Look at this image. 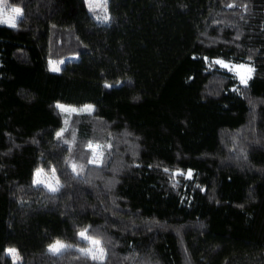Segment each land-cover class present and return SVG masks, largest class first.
I'll list each match as a JSON object with an SVG mask.
<instances>
[{"label":"trees","instance_id":"16d2710c","mask_svg":"<svg viewBox=\"0 0 264 264\" xmlns=\"http://www.w3.org/2000/svg\"><path fill=\"white\" fill-rule=\"evenodd\" d=\"M8 3L23 14L0 24V264L9 248L19 264H264V0H109V23L86 0ZM58 104L93 105L70 139ZM90 141L110 145L101 165ZM84 230L103 259L49 251Z\"/></svg>","mask_w":264,"mask_h":264},{"label":"rangeland","instance_id":"374dc122","mask_svg":"<svg viewBox=\"0 0 264 264\" xmlns=\"http://www.w3.org/2000/svg\"><path fill=\"white\" fill-rule=\"evenodd\" d=\"M108 2L109 0H86L88 9L90 10V12L96 17V19L98 21H101L103 23H109L110 22V12H109V7H108ZM0 3H6L7 5H9L10 7H17L20 8L18 6H12L8 3V0H0ZM91 5V7H90ZM22 10V8H20ZM6 12H10V8H5ZM23 14V11H22ZM106 17V19H105ZM20 17L16 18V23L18 21ZM0 24H5V23H0ZM8 25V24H6ZM69 59H78V56H71L69 57ZM217 61H221L223 63H217ZM220 67L225 68L229 71H231L232 73H234V75L237 77V79L241 82V77H243L247 82L249 81V79L252 77L253 75V67L251 64L249 63H235V62H229V61H225V60H221L218 59L215 61ZM65 63V61H56V60H51L50 61V67L52 69L53 66L57 67L58 69H60L62 67V65ZM224 65H227V67H225ZM53 71V70H52ZM245 84V83H244ZM58 105H63L65 109H76V111H64L61 108H59V110L61 111V113H63L64 119H65V124L63 129L60 131V136L62 139H70V136L72 134V131H74V127L72 119L75 117V115H79V114H85V113H89L92 112L93 110V105L90 104H86L80 107L77 106H73V105H66V104H58ZM87 106L91 107V111H81L82 109H85ZM89 144L92 145H99V148L95 149L96 155L99 158V163H90V161L93 159V149L89 148ZM110 145L107 144L105 145L104 143L100 142V141H90L89 143H87L86 145V149L89 151L90 155H89V159L87 160V162L91 165H101L103 160H104V155H105V151L107 149H109ZM102 153V155H100ZM75 164H72V166ZM77 168V167H76ZM76 170V169H75ZM39 171V177H37V172ZM37 179H39L40 183H36ZM35 184L38 185H43L45 186L47 189L50 190V187H54L59 189V187L61 186V181L58 177V174L56 172V170L54 168L51 169H45V168H39L36 170L35 172V179H34ZM156 223V222H154ZM85 231V230H84ZM82 231V232H84ZM86 235L91 237L92 239L98 240L100 243L99 245H91L90 242L88 240H84V242L86 243L85 246L80 247V246H72L62 249L59 253L65 251L66 249L72 248V249H76V250H80V249H88L91 248L93 251V254L99 256L101 253L98 249H102L103 250V257L105 254V250L102 244V241L100 239H98L97 237L91 236L88 234V232L86 231ZM65 245H68L64 242H62ZM54 244V243H53ZM50 247V246H49ZM9 249H15V248H9ZM8 249V250H9ZM49 249V248H48ZM16 250V249H15ZM81 252V251H79ZM8 254L11 256L13 262L15 264H19L22 262V257L18 254V258H14L8 251ZM90 256V255H89ZM91 257V256H90Z\"/></svg>","mask_w":264,"mask_h":264},{"label":"snow or ice","instance_id":"6c2138e0","mask_svg":"<svg viewBox=\"0 0 264 264\" xmlns=\"http://www.w3.org/2000/svg\"><path fill=\"white\" fill-rule=\"evenodd\" d=\"M91 7V5H90ZM5 8H10V12H6L5 11ZM17 17H21L22 18V10L20 8H17V7H10L9 5H7L6 3H0V23H5V24H8V26L10 27H16V18ZM106 19V17H105ZM217 63H223L221 61H217ZM225 67H227V65H224ZM53 71H59V69L55 66L52 67ZM241 83H247V81L241 77ZM57 107L61 108L62 110L64 111H76V109H65L63 105H58ZM91 107L90 106H87L85 109H82L81 111H91ZM100 146L99 145H92V144H89V148L90 149H93V159L90 161V163H99V158L97 157L96 155V152H95V149L96 148H99ZM102 155V153L100 154ZM73 170L76 169V165H73ZM39 171L37 172V177H39ZM190 175V173H189ZM36 183H40L39 179H37ZM50 190L51 191H57L58 189L57 188H54V187H50ZM86 231L85 230L84 232H81L80 233V236L85 239V240H88L90 242L91 245H99V241L98 240H95V239H92L91 237L87 236L86 235ZM68 247H71L70 245H65L63 244L61 241H56L54 244L50 245L49 247V251L53 254H57L59 253L62 249H65V248H68ZM100 251V255L97 256L95 254H93V251L91 248H88V249H80L79 251H81V253L83 255H90L92 259H103V250L102 249H98ZM9 253L14 257V258H18V253L16 252L15 249H9L8 250Z\"/></svg>","mask_w":264,"mask_h":264}]
</instances>
